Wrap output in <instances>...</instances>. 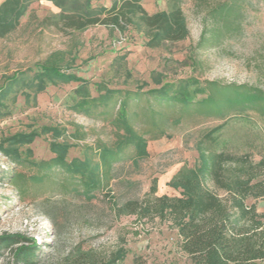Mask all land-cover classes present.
Segmentation results:
<instances>
[{"label": "rangeland", "instance_id": "obj_1", "mask_svg": "<svg viewBox=\"0 0 264 264\" xmlns=\"http://www.w3.org/2000/svg\"><path fill=\"white\" fill-rule=\"evenodd\" d=\"M112 1L92 0V5L110 7ZM224 4L235 6L234 29L218 42L202 45L206 31L218 27L212 11ZM143 6L150 15L169 9L165 0H145ZM181 8L187 39L149 49L145 36L133 29L122 33L94 26L83 31H59L46 22L56 17L59 9L47 1L34 3L19 28L0 40V144L54 128L64 133L59 143L73 145L67 162L84 160L89 149L96 151L100 145L110 147L115 140L110 115L101 114L103 109L91 116L73 110L80 101L76 94L80 85L89 87L92 98L104 95V89L146 93L161 87L157 82L160 78L161 85L192 79L202 84L216 81L264 90V0H183ZM50 63L81 83L46 84L38 89L35 79ZM15 77H23L25 83L3 96L2 88ZM221 124L186 119L170 127L168 137L148 142V158L138 168L130 162L119 166L112 186L97 193L93 201L76 192L61 170L46 172L28 165L55 157L50 151L51 136L39 137L19 149L26 163L23 166L0 152V237L21 239V244L0 249V264H21L15 252L31 244L38 249L33 264H70L80 251H93L100 259L126 252L125 261L118 264H134L136 258L145 264H192L171 224L117 217L112 199L142 200L153 185L158 197L179 196L170 187L172 179L183 166H195L199 138ZM136 126L141 131L145 121L139 120ZM76 131L84 137L82 141L72 138ZM220 135L230 152L249 155L254 161L264 157V120L258 115L232 119ZM28 149L32 151L29 158ZM89 155L98 163L94 152ZM18 174L24 179L12 185L10 178ZM129 180L136 186H126ZM247 203L264 213V200L249 199Z\"/></svg>", "mask_w": 264, "mask_h": 264}, {"label": "trees", "instance_id": "obj_2", "mask_svg": "<svg viewBox=\"0 0 264 264\" xmlns=\"http://www.w3.org/2000/svg\"><path fill=\"white\" fill-rule=\"evenodd\" d=\"M41 1L59 9L60 13L46 22L63 32L83 31L94 26L110 27L122 33L133 29L145 36L149 49H160L188 37L181 8L183 0H165L168 11L153 15L145 10V0H113L110 7H94L92 0H4L0 4V40L14 33L30 7ZM211 14L218 27L206 31L202 45L221 40L234 29L237 21L234 5L224 4ZM36 78L41 90L46 84L81 83L76 76L63 75L61 69L51 63L44 66ZM157 82L161 87L146 93L104 89V95L98 98H92L87 86L77 88L80 101L73 110L91 116L93 111L103 109L101 114L110 115L115 138L110 147L100 145L96 151L89 149L84 160L67 162L73 145L66 141L59 143L64 133L54 128L7 139L0 144V152L23 166L26 163L19 149L39 137L51 136L50 151L55 157L49 162L28 165L46 172L61 170L76 192L85 200L93 201L97 193L112 186L119 166L130 162L138 168L148 158V142L168 137L170 127L179 126L186 119L222 122L199 138L195 166H183L172 179L170 187L178 191L179 196L158 197L157 187L153 185L150 194L142 200L113 197L114 213L117 217L135 216L140 221L159 220L171 224L178 233L182 251L192 264L264 263V213L260 214L256 205L247 203L249 199L264 200V157L254 161L249 155L234 154L220 135L234 118L255 114L264 120V90L216 81L202 84L192 79L176 85H161L162 78ZM19 83H25V79H11L1 90L3 96ZM198 96L202 98L197 99ZM139 120L145 121L141 131L136 126ZM72 138L84 139L79 131ZM89 152L96 154L98 163H94ZM26 155L31 157L32 151L28 149ZM23 179L24 176L18 174L10 181L16 186ZM125 185L136 186L130 180ZM19 240L16 236L0 237V249L21 244ZM37 250L34 244L20 247L15 258L21 264H33ZM125 259L126 252L100 259L93 251H80L70 264H118ZM134 264L145 263L136 258Z\"/></svg>", "mask_w": 264, "mask_h": 264}]
</instances>
